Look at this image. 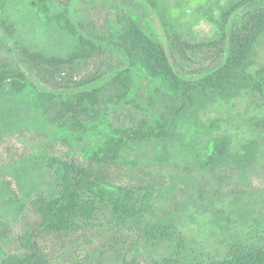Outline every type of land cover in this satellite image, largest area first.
<instances>
[{
	"label": "rangeland",
	"instance_id": "374dc122",
	"mask_svg": "<svg viewBox=\"0 0 264 264\" xmlns=\"http://www.w3.org/2000/svg\"><path fill=\"white\" fill-rule=\"evenodd\" d=\"M231 1L157 0L152 8L145 0H48L46 15L35 0H0V24L13 27L11 35L0 27V63L20 69L28 84L21 94L9 86L0 94V262L19 251L15 239L21 231L20 207L56 189V166L51 168L49 160L85 164L84 151L103 142L111 121L129 124L133 117L165 115L174 120L170 139L125 147L105 174L114 193L148 192V216L119 220L103 208L93 221L46 237L49 264H161L174 258L176 246L148 237L145 232L152 224L175 227L184 240L180 264L213 261L236 245L264 242V92L252 87L260 80L257 72L264 73V38L247 70L250 82L239 85L234 97H216L180 115V102L140 67L131 69L132 86L124 104L113 113V106L103 101L96 121H85L86 132L51 124L36 102L43 94L69 95L105 85L109 89L110 78L128 67L110 46L66 63L77 41L51 20L64 4L77 29L97 42L136 21L163 45L174 72L184 81H195L226 59L227 42L218 43L217 24ZM35 54L46 61L34 59ZM93 77L100 78L82 85ZM222 139L230 157L248 155L250 162L205 166ZM24 215L28 217V209Z\"/></svg>",
	"mask_w": 264,
	"mask_h": 264
},
{
	"label": "trees",
	"instance_id": "16d2710c",
	"mask_svg": "<svg viewBox=\"0 0 264 264\" xmlns=\"http://www.w3.org/2000/svg\"><path fill=\"white\" fill-rule=\"evenodd\" d=\"M145 1L156 8L157 0ZM35 6L46 15L50 12L48 0H35ZM244 9L247 11L230 21L233 15ZM160 19L163 24L166 22L164 14L160 15ZM51 20L77 41L66 63L89 58L99 54L103 46H110L121 53L128 64L127 69L110 78L109 89L105 85L69 95L43 94L37 99L38 108L51 124L63 123L74 131L86 132L88 127L85 121H96L100 113L98 107L103 101L113 106V113L116 112L115 108L124 104L132 86L131 69L134 67H140L152 79L162 82L167 92L180 102L177 115L187 109L200 108L206 101L216 97H234L239 85L250 82L252 78L247 70L252 66L253 56L264 38V0H234L222 10L217 24L218 43L227 42L226 59L214 72L195 81L182 80L174 72L160 41L146 34L134 20L110 34L107 40L104 38L98 42L77 29L70 18L68 3L53 13ZM0 27L9 35L12 34V26L1 22ZM32 57L46 61L40 54ZM257 75L260 80L254 82L252 87L264 92V73L258 71ZM99 78L84 80L82 85L92 84ZM5 86H9L12 93L21 94L28 84L20 69L0 63V94ZM173 127L174 120L165 115L151 120L133 117L129 124L113 120L108 125V134L103 142L84 151L85 164L52 157L48 165L51 168L56 166V189L48 196L37 195L27 205L20 207L23 214L21 231L15 239L19 251L6 255L0 264H49L43 247L46 237L57 236L80 224L89 223L106 207L119 220L147 217L151 208L150 194L146 192L140 195L134 189L125 190L122 194L114 193L107 185L105 174L108 168L118 162L125 147L151 140L170 139ZM226 147L227 142L220 140L204 163L205 166L229 160L240 165L250 162L248 155L230 157ZM25 209H28V217L24 215ZM145 233L155 241H172L175 244L174 258L165 259L161 264H180L184 240L174 226L152 224ZM195 264H264V242L261 245H236L220 259Z\"/></svg>",
	"mask_w": 264,
	"mask_h": 264
}]
</instances>
